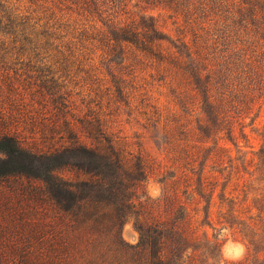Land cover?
<instances>
[{
	"label": "rangeland",
	"instance_id": "1",
	"mask_svg": "<svg viewBox=\"0 0 264 264\" xmlns=\"http://www.w3.org/2000/svg\"><path fill=\"white\" fill-rule=\"evenodd\" d=\"M125 1V7L110 8L104 3L100 15L86 16L60 9L52 0H0V5H10L33 20L40 18L47 27L53 24L56 34L52 39L55 43L61 40L58 49L62 51L50 48L44 52L59 56L55 64L50 59H0V117L17 116L14 123L37 130L35 135H42L43 144L48 145L51 117L61 118L67 109L78 116L98 112L124 151L142 159L145 171L134 198L146 207L143 221H150V214L167 204L175 208L184 203L181 224L201 242L207 241L200 248L205 258L219 264H264V73H254L256 66L264 67V11L239 23L241 15L234 0H205V7H200V0H191L196 5L191 15L174 10L163 0ZM141 16L156 24L165 38L164 47L184 55L187 46L193 47L195 34L216 31L215 26L224 20L229 23L239 50H230V61L221 56L214 59L215 68L230 62L232 69L240 65L251 70L247 73L253 72L239 79L242 91L238 98L244 103L228 101L223 121L210 131H200L206 118L200 96L172 65L131 48L122 50L119 45L107 54L108 47L89 36H98L97 29L106 27L103 21L109 23L108 17L130 22ZM81 30L86 34H79ZM228 48L233 49L231 43ZM213 49H207L208 57ZM250 55L253 68L249 69L244 57ZM54 72L57 94L72 102L60 113L50 93ZM229 77L230 81L233 76ZM21 191H11L0 181V197L9 199L8 213L13 212L0 218V245H8L17 231L10 223L25 224L27 218L40 222L48 238V195L41 187L29 195L31 199ZM57 219L67 230V218L58 214ZM114 233L123 249L136 244L135 216H128ZM96 237L94 233L91 239ZM12 253L9 246L0 249V254Z\"/></svg>",
	"mask_w": 264,
	"mask_h": 264
},
{
	"label": "trees",
	"instance_id": "2",
	"mask_svg": "<svg viewBox=\"0 0 264 264\" xmlns=\"http://www.w3.org/2000/svg\"><path fill=\"white\" fill-rule=\"evenodd\" d=\"M163 1L184 15L195 12L196 5L191 0ZM234 1L241 15L237 20L239 23L245 17H257L264 11V0ZM52 2L67 12H81L86 16L100 15L104 3L110 8L122 7V4L125 7L128 3L123 0ZM199 2L200 7L208 4L205 0ZM39 19L33 20L29 14L10 5H0V59L10 57L13 62L50 59L53 64L59 61L56 53L44 54L50 48L62 52L58 49L61 40L55 43L52 39L56 34L54 25L47 27V22L40 23ZM108 20L107 24L103 21L105 28L97 29L98 36H89L105 44L107 54L119 45L122 50L131 48L153 60L172 65L200 96L201 109L206 116L205 122L199 126L200 131H210L223 121L224 105L228 101L236 100L239 105L244 103L238 98L242 91L239 79L249 78L253 72L247 73L251 70H244L240 65L232 69V66L228 67L230 62L227 66L221 63L218 69L215 68L214 59L221 56L230 61L227 60L229 52L239 50L238 45L233 44L231 29L225 20L220 27L215 26L216 31L195 34L191 49L184 44L188 49L185 55L178 49L173 51L164 47V36L145 16L130 22L121 18L108 17ZM84 31L79 34H86ZM230 43L233 49L228 48ZM209 47L215 48L210 57ZM244 58L248 59L245 66L250 69L251 55ZM255 68L254 73L255 70L264 73V67ZM54 76L55 72L51 77L50 93L54 94L52 102L60 113L72 102L63 99L62 93L57 94ZM227 80L229 85L224 89ZM214 84L217 86L213 89ZM64 93L69 95L67 91ZM61 115V118H50L48 145L43 144L42 135H35L37 130L14 123L17 116L0 117V181L11 191L22 189L28 199L36 187H41L48 195V238L39 226L40 222L32 218H27V222L21 225L10 223L17 231L8 245L2 244L0 249L9 246L15 253L0 254V264H219L203 256L201 244L205 247L207 241L201 242L194 231L181 224L186 214L184 203H177L175 208L168 204L158 208L155 214H150V221L141 219L146 207L135 200L134 192L145 171L142 159L124 151L98 112L78 116L67 109ZM199 182H203L202 177ZM4 199L0 197V218L13 213H8L11 205L9 199ZM58 214L67 218L65 231L57 219ZM130 215L136 218L139 240L129 245V249H123L114 230ZM94 233L98 237L92 240Z\"/></svg>",
	"mask_w": 264,
	"mask_h": 264
},
{
	"label": "clouds",
	"instance_id": "3",
	"mask_svg": "<svg viewBox=\"0 0 264 264\" xmlns=\"http://www.w3.org/2000/svg\"><path fill=\"white\" fill-rule=\"evenodd\" d=\"M243 251V249H242V246H241V252Z\"/></svg>",
	"mask_w": 264,
	"mask_h": 264
}]
</instances>
